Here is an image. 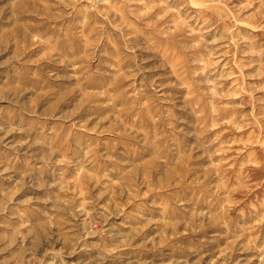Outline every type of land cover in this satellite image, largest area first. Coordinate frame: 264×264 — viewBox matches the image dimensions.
I'll return each instance as SVG.
<instances>
[{"label": "rangeland", "instance_id": "1", "mask_svg": "<svg viewBox=\"0 0 264 264\" xmlns=\"http://www.w3.org/2000/svg\"><path fill=\"white\" fill-rule=\"evenodd\" d=\"M0 264H264V0H0Z\"/></svg>", "mask_w": 264, "mask_h": 264}, {"label": "bare ground", "instance_id": "2", "mask_svg": "<svg viewBox=\"0 0 264 264\" xmlns=\"http://www.w3.org/2000/svg\"><path fill=\"white\" fill-rule=\"evenodd\" d=\"M85 33V32H84ZM54 49V48H53ZM115 56V55H114ZM83 98V97H82ZM148 106V105H147ZM215 131V130H214Z\"/></svg>", "mask_w": 264, "mask_h": 264}]
</instances>
